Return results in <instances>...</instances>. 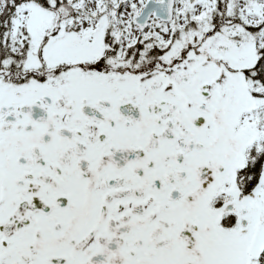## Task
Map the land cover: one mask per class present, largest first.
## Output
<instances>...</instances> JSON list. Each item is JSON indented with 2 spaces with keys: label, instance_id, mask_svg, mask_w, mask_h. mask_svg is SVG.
Listing matches in <instances>:
<instances>
[{
  "label": "snow or ice",
  "instance_id": "obj_1",
  "mask_svg": "<svg viewBox=\"0 0 264 264\" xmlns=\"http://www.w3.org/2000/svg\"><path fill=\"white\" fill-rule=\"evenodd\" d=\"M0 264H264V0H0Z\"/></svg>",
  "mask_w": 264,
  "mask_h": 264
}]
</instances>
